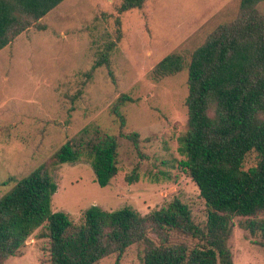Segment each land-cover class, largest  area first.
<instances>
[{
  "label": "rangeland",
  "instance_id": "1",
  "mask_svg": "<svg viewBox=\"0 0 264 264\" xmlns=\"http://www.w3.org/2000/svg\"><path fill=\"white\" fill-rule=\"evenodd\" d=\"M121 0H64L36 26L0 50V197L35 167L48 160L83 128L118 137V174L101 186L88 159L64 163L54 171L58 190L53 211L76 221L93 205L106 210L133 207L142 215L179 198L197 222L207 220V206L196 183L181 165L178 136L186 130L188 69L154 80L150 71L166 55L191 53L222 23L241 12V0H148L143 8L116 17ZM264 14V1L257 5ZM116 47L107 66L87 74L109 41ZM123 93L135 101L123 107L125 133L138 132L139 149L119 135L111 112ZM139 173L128 182L127 174ZM13 178V179H10ZM5 182V184H3ZM264 217V215H262ZM233 218L228 244L234 264H264V246ZM156 243L160 236L150 234ZM171 242L189 246L197 240L170 232ZM146 244L132 245L119 264H143ZM48 240L36 232L20 255L3 264H51ZM112 254L97 264H115Z\"/></svg>",
  "mask_w": 264,
  "mask_h": 264
},
{
  "label": "trees",
  "instance_id": "2",
  "mask_svg": "<svg viewBox=\"0 0 264 264\" xmlns=\"http://www.w3.org/2000/svg\"><path fill=\"white\" fill-rule=\"evenodd\" d=\"M63 1L0 0V50L33 26L45 30L39 20ZM147 1L121 0L115 20L119 41L121 15ZM262 1L241 0L239 16L219 24L188 63L182 54L170 53L150 71L160 80L188 69V119L178 151L205 200L206 222H197L179 198L146 215L130 206L106 210L93 205L76 221L67 212L53 211L58 190L53 173L59 165L88 159L103 187L118 174V137L85 127L0 197V264L20 255L35 232L48 240L51 264H97L112 254L119 264L138 243L146 244L143 264H234L228 244L234 217H244L239 226L264 246V14L257 8ZM115 47L109 41L87 76L104 65L112 75ZM133 101L121 94L111 112L119 135L139 149V133L124 131L123 107ZM126 179L138 181L139 173L133 170ZM170 232L197 244L171 242ZM152 233L160 236L159 243Z\"/></svg>",
  "mask_w": 264,
  "mask_h": 264
}]
</instances>
